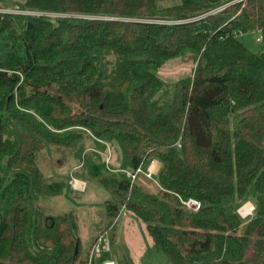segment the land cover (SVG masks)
Instances as JSON below:
<instances>
[{
	"label": "trees",
	"instance_id": "16d2710c",
	"mask_svg": "<svg viewBox=\"0 0 264 264\" xmlns=\"http://www.w3.org/2000/svg\"><path fill=\"white\" fill-rule=\"evenodd\" d=\"M235 1L0 0V264H87L74 214L38 205L70 191L43 152L85 133L119 152L114 169L161 163L131 183L78 151L75 178L112 195L103 229L123 208L170 264H264V0ZM256 30L251 52L239 36ZM184 56L171 87L158 73Z\"/></svg>",
	"mask_w": 264,
	"mask_h": 264
},
{
	"label": "rangeland",
	"instance_id": "374dc122",
	"mask_svg": "<svg viewBox=\"0 0 264 264\" xmlns=\"http://www.w3.org/2000/svg\"><path fill=\"white\" fill-rule=\"evenodd\" d=\"M164 1L168 3V0ZM54 16H57V14ZM255 38L256 33L253 31L239 36L240 42L249 51H262L263 44L256 42ZM194 66L195 63L192 58L184 56L165 63L158 74L165 83L172 87L175 81L189 75ZM94 141L97 140L90 134L85 133L81 142L75 144L71 149L48 147L38 161L41 171L51 180H66L69 186L68 181L75 178L78 171L76 167L80 165L77 158L79 150L82 151L81 159L92 156L93 160L99 163L108 158L111 168H118L119 152L109 145L110 147L108 146L105 150L99 151V154L95 153L97 147ZM83 182L86 184L83 192L72 190L69 186L70 191L65 190L63 194L55 198H41L38 201L39 207L48 214L58 215L66 212L74 214L82 256L87 254L94 237L98 233L106 232L113 237L109 256L115 259L118 264H124L122 263L124 258H126L127 264H170L167 258L153 246L144 224L128 211L124 216L121 215L115 219V225L110 229L112 233L109 232L110 230L103 229L109 220L104 211L103 203L105 200L111 199L112 195L108 194L96 182ZM147 187L151 188V185H147ZM252 255L253 251L250 249L247 252V258L251 259Z\"/></svg>",
	"mask_w": 264,
	"mask_h": 264
},
{
	"label": "built area",
	"instance_id": "2783aa9c",
	"mask_svg": "<svg viewBox=\"0 0 264 264\" xmlns=\"http://www.w3.org/2000/svg\"><path fill=\"white\" fill-rule=\"evenodd\" d=\"M237 1H242L244 3L246 0H236L235 2ZM57 16H62V15H57ZM255 33H256V38H255L256 42L258 43L261 42L262 36L260 30H256ZM106 147H108V145H106ZM104 164L109 172H121L128 180H130L131 183L134 182L139 176H143L152 182H156V176L161 167V163L156 159L149 161L145 165L140 164L135 169H130V168L113 169L109 165L110 162L108 158H105ZM68 183L72 190L83 192L86 188L85 182L75 178H71L68 181ZM180 202L189 212L192 213H196L200 208L199 202L193 199L180 198ZM254 210H255V206L250 201H246L244 203H241L237 207L236 213L242 220H249L253 216ZM125 213H126L125 209L122 208L120 210V216L121 215L124 216ZM110 247L111 245L108 234L106 232L98 233L94 237V240L88 249L87 264H118V262H116L115 259L109 256Z\"/></svg>",
	"mask_w": 264,
	"mask_h": 264
}]
</instances>
